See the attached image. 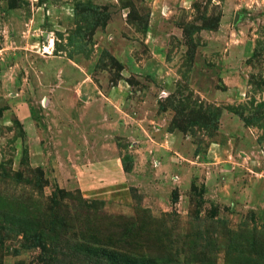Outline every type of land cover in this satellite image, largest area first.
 <instances>
[{
	"label": "rangeland",
	"instance_id": "374dc122",
	"mask_svg": "<svg viewBox=\"0 0 264 264\" xmlns=\"http://www.w3.org/2000/svg\"><path fill=\"white\" fill-rule=\"evenodd\" d=\"M0 264H264V0H0Z\"/></svg>",
	"mask_w": 264,
	"mask_h": 264
},
{
	"label": "crops",
	"instance_id": "0c3cea01",
	"mask_svg": "<svg viewBox=\"0 0 264 264\" xmlns=\"http://www.w3.org/2000/svg\"><path fill=\"white\" fill-rule=\"evenodd\" d=\"M165 135H169V133H165ZM170 136H171V134H170Z\"/></svg>",
	"mask_w": 264,
	"mask_h": 264
},
{
	"label": "trees",
	"instance_id": "16d2710c",
	"mask_svg": "<svg viewBox=\"0 0 264 264\" xmlns=\"http://www.w3.org/2000/svg\"><path fill=\"white\" fill-rule=\"evenodd\" d=\"M140 257H142V256H140ZM143 258V257H142Z\"/></svg>",
	"mask_w": 264,
	"mask_h": 264
}]
</instances>
